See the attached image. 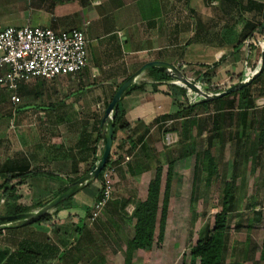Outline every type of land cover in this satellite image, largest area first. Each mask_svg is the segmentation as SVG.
<instances>
[{
	"label": "crops",
	"instance_id": "obj_1",
	"mask_svg": "<svg viewBox=\"0 0 264 264\" xmlns=\"http://www.w3.org/2000/svg\"><path fill=\"white\" fill-rule=\"evenodd\" d=\"M8 26L56 33L80 29L86 39L87 66L79 74L21 82L17 103L11 102L10 91L0 89V184L10 175L30 173L17 186V203L31 206L90 170L102 150L105 108L118 85L143 64L162 61L181 65L182 71L197 67L201 77L220 61L221 77L242 73V44L264 32V0H0V29ZM91 51L98 54L95 62ZM261 74L254 85L263 98L264 70ZM143 75L145 90L126 93L118 103L129 126L111 146L114 179L116 173H128L134 155L142 157L140 143L130 149L145 130L144 142L153 130L165 136L177 131L170 127L174 119L159 118L179 110V90L167 81L153 92L152 78ZM247 138L250 143L252 136ZM99 188L96 181L85 186L68 207L51 210L46 223L2 230L0 264H90L95 228L89 215Z\"/></svg>",
	"mask_w": 264,
	"mask_h": 264
},
{
	"label": "rangeland",
	"instance_id": "obj_2",
	"mask_svg": "<svg viewBox=\"0 0 264 264\" xmlns=\"http://www.w3.org/2000/svg\"><path fill=\"white\" fill-rule=\"evenodd\" d=\"M249 40V45L246 46L245 42L240 49L242 73L244 68L253 72L258 66L264 32L253 34ZM91 53L92 61H97L99 57L96 51H91ZM180 67L181 65L177 66L179 69ZM180 71L183 76L191 77L195 81L200 78L198 77L200 70L197 67H191L187 71L183 70L184 72L180 69ZM221 71L219 68L209 71L212 75L210 83H206L203 79V85L209 88L207 92H220L240 81L243 76L242 73H238L233 74L231 78L227 76L223 78L220 76ZM248 74L249 72H244V75ZM143 79L147 80L145 75H141L137 83L142 82ZM0 89L2 91V88ZM175 94L178 98L176 104L178 106L183 105L185 100L182 95ZM255 101L256 104L254 103V105L257 110H249L243 129L244 135L252 136L251 142L246 144L248 149H244L246 152L252 149V153H249L245 159H236L234 155L239 139L237 131H240L237 124L239 113L237 110L233 112L231 124L225 126L222 132L212 131L208 133L211 125L210 120L203 119L205 114L199 116L202 132L197 133L196 128L187 131V148L192 147L198 153L207 145V134L216 133L217 136L211 141V152L216 160L217 173L206 183L204 173L199 167L198 175L194 180V155L176 162V176L171 187L169 214L165 222L163 241L161 243L155 241L146 251H137L133 255L132 264H189L190 247L199 238L204 226L212 228L214 215L220 208L223 187L232 178V192L237 208L235 212L230 214L223 261L225 264H237V260L241 264H264V262L258 261L264 222V140L262 142L257 140L260 131L264 136V113H262L263 111L260 112L264 108V97H258ZM1 104L5 103L2 101ZM252 116L253 118L258 116V118L254 120ZM250 120L251 122L248 124ZM233 122L235 124L232 125ZM170 127H176V134L170 132L165 136L160 135V131L153 130L147 137L146 141L150 144V146L148 145L149 152L152 155L149 164L148 162L145 164L152 167L149 173L142 167L141 162L138 163L139 160L136 165L135 158L137 159V157L130 160L133 162L136 174L133 175L129 172L128 174L124 170L120 172V175L116 173L114 179V172L112 173L111 197L98 216L90 219L92 221L90 226L95 228V237L90 241V244L93 245L91 255L94 251L95 257L94 259L90 257V264L93 262L94 264H123L126 240L132 235V221L128 219L133 209L131 203L145 197L147 182L149 177L153 176L156 165H162L163 175H165L167 153L173 160L177 158V153H180L177 150V145L184 128L183 122L174 119ZM141 172L143 175H140ZM126 199H129L131 203L129 202L124 205L123 209H119L120 204L118 205L116 202L119 203V200L124 201ZM250 206L259 211L260 221L254 222L252 227L248 229L246 216ZM38 209L39 207H33L31 210ZM4 211L3 200L0 199V215H3ZM156 234L157 230L155 236ZM81 264L85 263L81 262Z\"/></svg>",
	"mask_w": 264,
	"mask_h": 264
},
{
	"label": "trees",
	"instance_id": "obj_3",
	"mask_svg": "<svg viewBox=\"0 0 264 264\" xmlns=\"http://www.w3.org/2000/svg\"><path fill=\"white\" fill-rule=\"evenodd\" d=\"M250 35L251 33L243 35L240 40L241 44ZM238 46H240V43L238 44ZM219 62L220 61H217L211 66H208V71L202 74L203 79H205L206 83H210L212 77L209 71H213V69L218 66ZM146 75L152 78L150 86L153 92L157 90L158 85L164 84L165 82L170 80V78L165 73L161 72L156 68H151L147 70ZM261 75L262 74L255 78L249 85L243 87L242 89L236 92L230 93L215 100L197 102L194 104L190 103L191 100L185 95V89L177 87L183 99L185 100V103L183 105H180L179 110L174 114L163 115L159 119H162L164 121L168 119H179L183 122L184 128L181 133L180 141L177 145V150L180 153H177V158L175 160H173V158H170V155L167 153L165 162V175H163V167L161 164H158L156 165V167H154L153 176L149 179L147 183V189L144 200H137L131 203L129 199H126L124 201L119 200V203L118 201L116 202V204H120L119 209H123L124 205H127L129 202L133 205L132 212L128 217L129 221H132V235L126 240L123 264H132L133 255L137 251H146V249L150 248L155 241L157 243H161L163 241L165 222L169 214L171 187L176 176L175 164L178 160H182L183 158L194 155V180L198 175L199 167L200 170L204 173L206 183L209 182V180L214 175H216L217 164L211 152V141L214 140V138L217 136L216 133L209 135L207 134V145L205 149H203L200 153L195 152L192 147L187 148L186 145V135L188 130H193L196 128L198 130L197 133L202 132L201 126L199 124V116H202L201 114H205V117H202L203 119L210 120L209 123L211 125V128L209 129L208 133L212 131L222 132L225 126L231 124L230 122L232 119L233 112L234 110H237L239 112L237 115V124L240 131H237V137L239 139L237 140L238 145L236 146L234 155L236 156V159H245L249 156V153H252V149L247 152L244 150L247 148L246 144L248 143V138L247 135L243 134V129L245 127V119L249 110H254V103L256 98L263 95L262 89L254 85V83L260 78ZM146 85L147 83L145 82L134 84L131 88H129L126 93H129L133 90L143 91L145 90ZM214 93H216V91ZM261 111L262 109L260 110V112ZM111 117L113 122V143L117 138V133L119 131L127 130L129 125L124 120L123 113L119 110L118 104L114 107L111 113ZM175 128L176 127H172L171 130H175ZM169 129L170 128H162L160 130L162 131V133H165L168 132ZM147 133L148 131L145 130L142 135H140L136 140H134L130 150L133 151L137 143H140L139 149H141L142 151L141 158L143 159L138 157L136 159L134 156L136 160L135 163L137 165V161L139 160L138 163L141 162L143 164L142 167L148 171L152 169V167H148V165L145 164H147V162L149 164L150 160L152 159V155L149 152L150 149L148 147V143L146 141L144 142L145 135ZM260 134L262 136V131H260ZM262 140L263 139L261 138L260 142H262ZM118 162L119 159L112 161L113 164H116ZM109 164H111V153L108 157V160L106 161L104 169L99 173L98 177L91 182L93 183L94 181H96L100 184L98 194L95 197L96 199L101 196L102 174L105 168L109 166ZM127 168V171L129 173L133 175L136 174V171H134L133 162L130 161V163L127 164ZM29 174L30 173L17 174L14 176L10 175L6 177L4 181L0 184L1 199H3V205L5 208L3 215H12L28 212L33 207L41 208L49 200H51L54 196H56L59 192L64 189H60V191L54 194L53 197L47 201H39L31 206L18 204L17 201L19 200L20 195L17 193V186L20 185L22 181L29 176ZM78 178L79 177L71 178L69 182H73ZM13 179H15V182L11 183V180ZM232 182L233 178L230 182H226L223 187L220 208L214 215L212 228L204 226L199 235V238L190 247L189 264H225L223 261V253L226 249V234L228 229V223L230 220V214L235 212L237 208L235 203V196L232 192ZM70 202L71 198L65 200L63 203L59 204L54 208L55 211L62 207H68L70 205ZM250 205L252 206V204ZM251 206L246 216V226L248 229L252 227L254 222L260 221L259 211H256L254 207ZM49 218L50 215L46 214L34 224L38 225L46 223L49 221ZM15 227H20V225L17 224L10 227L0 228V232L4 229H10ZM156 230L157 234L155 236ZM78 241H80V238L78 239ZM258 261L264 262V222L262 225V241ZM236 263L241 264V262H239L238 260L236 261Z\"/></svg>",
	"mask_w": 264,
	"mask_h": 264
},
{
	"label": "built area",
	"instance_id": "obj_4",
	"mask_svg": "<svg viewBox=\"0 0 264 264\" xmlns=\"http://www.w3.org/2000/svg\"><path fill=\"white\" fill-rule=\"evenodd\" d=\"M249 41L245 40L246 46ZM86 66L87 51L83 30L71 29L56 33L37 26H8L0 29V88L11 92L10 100L13 103L18 102L16 90L19 83L37 78L49 81L62 75H76ZM246 71L252 73L244 68L242 79H245ZM186 78L202 91H209L208 86L202 83V76L197 81L191 77ZM111 176L112 169L108 166L102 174L101 196L95 198L91 205L90 219L98 216L111 197Z\"/></svg>",
	"mask_w": 264,
	"mask_h": 264
},
{
	"label": "water",
	"instance_id": "obj_5",
	"mask_svg": "<svg viewBox=\"0 0 264 264\" xmlns=\"http://www.w3.org/2000/svg\"><path fill=\"white\" fill-rule=\"evenodd\" d=\"M151 68H156L165 73L170 78L169 83L172 82V84H177L179 87L184 88L185 95L191 100L190 103L194 104L197 102L215 100L230 93L236 92L243 87H246L262 73V71L264 70V41L260 52V61L256 69L250 74V76L245 79H241L230 87L216 93L202 91V89L198 85L192 83L185 76H183L180 69L176 66L162 61H150L143 64L137 71L129 75L118 85L109 103L107 104L104 115L101 119L102 150L90 170L79 177L77 180L66 185L61 192H59L38 210H30L28 212L12 215H0V228L10 227L17 224H19L20 226L34 224L40 218H42L46 214H49V212L56 206L71 198L78 191L89 185L98 177L99 173L104 169L111 151L113 139V122L111 113L114 107L119 103L120 99L129 90V88H131L134 84H137L139 77Z\"/></svg>",
	"mask_w": 264,
	"mask_h": 264
},
{
	"label": "bare ground",
	"instance_id": "obj_6",
	"mask_svg": "<svg viewBox=\"0 0 264 264\" xmlns=\"http://www.w3.org/2000/svg\"><path fill=\"white\" fill-rule=\"evenodd\" d=\"M244 76H245V78H247L248 76H250V73L248 75H244Z\"/></svg>",
	"mask_w": 264,
	"mask_h": 264
}]
</instances>
